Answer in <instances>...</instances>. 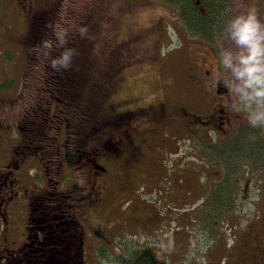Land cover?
<instances>
[{"label": "trees", "instance_id": "obj_1", "mask_svg": "<svg viewBox=\"0 0 264 264\" xmlns=\"http://www.w3.org/2000/svg\"><path fill=\"white\" fill-rule=\"evenodd\" d=\"M14 1L18 10L20 9L22 12L20 19L23 22V32L20 35L24 46L21 85L25 86L27 75H30L32 80L27 87L28 94L24 96V101L21 103V110L16 116L20 135V139L15 145L16 159L35 155L39 158V163L43 166L44 171L54 170L55 177H58L57 172L62 168H69L79 175L90 176L87 172L89 165L85 161L94 159L110 169L114 182L119 183L120 191L114 196H142L141 194L145 191L150 195L152 189L158 190L161 167L166 164L163 157V153L166 151L169 156L174 155L175 158L170 159L172 165L168 166L170 170L169 185L171 186L168 187V193L161 196H203L206 183L201 180L200 173L202 167L207 169L205 157H201L197 153V161L187 162L188 158L186 157L177 158V154L181 150L180 145H176L179 146L176 150L171 149L174 139L192 137L194 125L188 119L185 123L177 120L180 109L204 111V105L201 104L205 103L209 97L207 93H202L198 89L195 82L198 79L195 77L200 71L195 70L194 64L189 62L191 59L187 46H185L184 56L175 55L172 60L174 66L181 65L180 75L182 73L185 79H189L188 82L192 87L187 86L183 89L176 103L172 104L165 100L168 103H159L158 107L161 109L156 108V113L149 115L148 107L134 109L132 103L125 100L116 101L117 98H114L116 88L120 85L123 75L127 77L124 69L131 66L136 58L132 52L128 54L117 51V53L113 52L105 57L99 55L100 51H97L96 45L100 41L97 38L101 28L96 22L92 25V22L95 21L92 14L93 0H88L86 5H84L85 3L80 4L78 0H69V2L73 1L70 8H68L67 0H34L30 6L31 0ZM64 1L66 5L59 13L54 15L50 11L48 14L49 9H58L57 4L64 3ZM157 1L175 12L182 30L177 28V32H184V35L181 36L183 43L191 39V42L196 43L194 49L205 48L202 46L205 43L215 50L213 44L225 35V27L231 19L234 0ZM16 15L18 14L16 13ZM56 25H61L69 30V46L78 50L72 67L60 72L54 71L48 61L37 58L32 52L33 47L39 45L42 40L53 39ZM82 25L88 27L89 36L97 38H81L76 32V27ZM186 43L187 41L184 44ZM182 63H186L184 67ZM203 76L204 74L201 73V78ZM5 80L11 83V79ZM5 80L0 84L3 85ZM0 87H7V85ZM193 88L195 89L193 96L195 106L188 99L187 103H183L184 92L193 93ZM171 107H174L172 109L175 110L173 114H170V111L167 114L163 113L165 108L168 110ZM144 114H148L146 119H139ZM128 122H131L137 129L140 128L139 124L145 128L146 140L139 142L141 144L138 149L130 145L129 135L131 136L136 129L127 125ZM161 124L163 126L175 124L177 129L172 131L170 140H168L169 136L161 134ZM238 125L244 126V123ZM184 126L187 130H183ZM246 134L242 129H238L237 132L236 126L235 133L230 139V146L226 144L219 148L226 164L227 175L230 171V156L227 161L226 153L230 155L232 150L237 149L236 152H244L246 155L245 148L243 152L240 150V144L243 143L241 140L246 138ZM125 140L128 142L123 143ZM253 149L249 147L248 152ZM160 152L161 155H159ZM200 160L203 161V164L200 163ZM182 162L183 165H178ZM185 166H188L190 170L188 171ZM135 173H140V180L133 182L131 176ZM47 176L52 177V174L48 173ZM81 180L70 188L66 193V195L69 194L68 196L49 195L46 191H34L31 196L27 197L29 213V223L27 222L29 239L27 242H31L32 235L33 237L40 235V231L44 229L46 234L47 231H50L52 245L46 249L50 252L37 258L29 253L31 249L28 246H22L18 251L9 253L5 248L10 247L8 243H4L3 246H0V264H85L81 227L74 219L76 211L73 210L82 208L89 203L80 200L81 196H78ZM2 182L3 179L0 176V188L4 191L6 186ZM53 187L52 181L47 188L48 192H51ZM222 189H224L223 193L220 192ZM215 190L210 200V207L214 210L220 209L222 203L230 196V184L227 177ZM222 198H225L223 202ZM1 201L2 196H0V205ZM1 206L0 238L4 240L6 238L2 228H5L3 221L6 223L7 213L5 214ZM90 209L92 213L100 211L99 206H92L85 208L82 214L87 215ZM141 213L143 214V212ZM141 213L137 216L140 217ZM132 215H136L132 209L125 214L126 217ZM2 216L3 218H1ZM94 228L99 229L100 235L97 234L99 238L108 237L106 235L108 234V238L111 239L109 242L111 247L100 240L98 254L103 263L106 264L109 261L116 264H166V261L159 257L150 246L135 247L131 244L128 247H114L113 245L116 244L112 240L113 234L109 229H104L101 222H96ZM64 233H67L68 237L60 242L59 237L63 238ZM253 243L252 246L256 244L258 247H251V244L248 243L251 248H247V251H243L241 248L231 264H262L258 259L263 256L264 236L258 237ZM33 248L37 251L42 250L39 246ZM107 251L112 253V258ZM232 253L231 250H227L226 263L224 264H230L229 255L231 256ZM252 253H258V255L253 256ZM209 255L212 262L208 264H221L220 259L214 260L215 252L209 253Z\"/></svg>", "mask_w": 264, "mask_h": 264}, {"label": "rangeland", "instance_id": "obj_2", "mask_svg": "<svg viewBox=\"0 0 264 264\" xmlns=\"http://www.w3.org/2000/svg\"><path fill=\"white\" fill-rule=\"evenodd\" d=\"M67 1L70 8L73 1ZM78 1L80 4L85 3L84 5L88 2V0ZM65 5V1L59 2L57 4L59 8L49 9L48 14L52 11V14L56 15ZM250 8H255L258 18L264 23V0H234L231 19L246 13ZM172 11L157 0H93L92 14L95 21L92 25L96 22L101 29L98 38L91 35L90 37L100 40L96 45L97 51H100L99 55L105 57L117 51L128 54L132 52L136 58L131 66L124 69L127 77L122 73L123 77L116 88L114 98H117L116 101L125 100L132 103L134 109L148 107L149 115H152L156 108L161 109L158 104L166 102L165 100L172 104L176 103L183 89L191 86L189 79H185L182 73V76L180 75L181 65L174 66L173 56H184L187 46L191 59L189 62L192 64L199 62L203 56L218 61L220 47L230 44L226 35L213 44L215 50L204 42L202 46L205 48L194 49L196 43L191 42V39L186 40L187 43L184 44L186 41L183 43L181 39L184 32H177V28L181 30V25L175 12ZM21 16L22 12L18 10L14 0H0V83L4 79H11V83L5 80L3 85L7 87H0V163L7 161L10 145L19 137L15 118L21 110L24 96L28 94L27 87L32 81L31 76L27 75L25 86L21 85L24 68V46L20 40L23 32ZM185 64L182 63L183 67ZM184 94L183 103H187L188 99L195 106L193 98L195 89L193 93L184 92ZM172 108L174 107L168 110L165 108L163 113L167 114L170 111V114H173L175 110ZM237 113L244 123V126L237 125V132L238 129H242L247 133L246 138L241 140L243 143L240 144V150L243 152L245 148L247 154L236 152L237 149L232 150L230 154L229 209H213L215 213L212 214L211 207L202 203L199 196H161L167 194L168 187L171 186L168 166L172 165L170 159L175 158L174 155L169 156L166 151H161L164 152L166 164L161 167L158 190L152 189L150 195L145 191L142 196H114L120 191L119 183L109 181L105 196L97 205L100 211L92 213L91 209L88 210L83 223L85 264H105L98 254L100 240L107 246L110 245L111 239L108 238V234H106L108 237L99 238L94 233L96 222H101L104 229L112 232V240L116 244L113 245L114 247H128L131 244L135 247L147 245L162 257L166 264L211 263L209 253L214 252V260L220 259V263L224 264L228 249L233 252L231 256L229 255L231 264L241 248L243 251L251 247L257 248L256 244L252 246L253 242L258 237L264 236V127H252L247 121L245 111L241 110ZM147 116L148 114H144L139 119L145 120ZM160 127H162L161 134L169 136L168 140L171 139L172 131L177 129L175 124L164 126L161 124ZM180 138L174 139L171 148L176 150L179 148L176 145H180L181 150L177 158L182 156L188 158L187 162L197 161L195 138L188 137L181 140ZM249 147L254 149L248 152ZM215 148L217 153L215 151L214 153L218 156H212L210 162L213 163L214 159H217L221 175L226 177V164L219 147ZM226 157L229 161L227 153ZM39 162V158L34 155L21 164L18 172L21 171L26 176H31L33 172L36 175L42 174ZM183 164V162L178 163V165ZM185 168L190 170L188 166ZM139 174L135 173L131 176L133 182L140 180ZM214 182H219L220 185L221 176ZM224 189L220 192L223 193ZM131 209L136 217L125 216ZM6 210L7 221L4 224V232L7 239H11V243L14 244L24 232L27 215L25 197L19 196L9 202ZM139 213L142 214L140 217L137 216ZM246 243H250L251 247ZM28 245V248L34 250L35 245L32 242H28ZM107 252L112 258V253ZM252 255L257 256L258 253ZM106 264L116 263L107 261Z\"/></svg>", "mask_w": 264, "mask_h": 264}, {"label": "flooded vegetation", "instance_id": "obj_3", "mask_svg": "<svg viewBox=\"0 0 264 264\" xmlns=\"http://www.w3.org/2000/svg\"><path fill=\"white\" fill-rule=\"evenodd\" d=\"M33 1L34 0H31L29 6L32 4ZM216 64L217 60L215 58L207 59L204 56L201 60H199V62H195L194 64V69L200 71V73L195 77L196 79H198L195 80L198 89L202 93L205 92L209 95L207 101L201 104L204 105V111H191L186 109H180L177 114V120L185 123L188 119L190 123L194 125V127H192L191 136L194 137L196 140V151L199 156L205 157L206 159L207 169L205 170L202 167L200 173L201 180H204V182L206 183L205 193L201 197L202 203H205L209 206L210 200L214 192L216 191L215 189L217 188V186L219 185L218 183L220 182L219 181L216 183L214 181L218 179L219 176H221V182L225 178L224 175H221V168L217 159H214L212 163L210 162V158L212 156L217 155L215 154L217 153V149L215 147L221 148L225 144H228L230 146V138L234 135L233 133L235 132L236 126L239 123H243V121L240 119V114L232 110L233 97L229 91L227 83L216 81L213 78V72L216 68ZM201 73L204 74L202 78ZM237 122L238 124L235 125V123ZM127 125H131L133 129H136L135 131H133L131 136L129 135V137L131 138L130 145L135 149H138L139 145L141 144L139 142H144L146 140L145 128H142L141 124H139L140 128L137 129L131 122H128ZM15 126L18 127L16 123V118ZM194 128L195 130H193ZM183 130H187L185 126ZM19 139L20 135L17 141L10 145L7 154V161L4 163H0V176H2L3 185L6 186V189L4 191L0 188V196H2V206L0 205L1 209L4 210L6 214V208L9 202L19 196H24L27 204V197L31 196L34 191H46L49 195H66L70 188L82 179L81 188L78 190V196H81L80 200L89 203L82 208H77L73 210L76 211V214L74 213V219L78 222L81 227V242L83 244V253L85 257V232L83 225L85 221V215H83L82 212L85 208H89L92 206L97 207V205L101 202L103 196H105L107 183L109 181L114 182L113 174L111 173L110 169H107L102 163L96 162L93 159L85 161L89 165V170L87 172L90 174V176H88L87 174L79 175L78 173L72 171L69 168H62L57 172L58 177H55L54 170L44 171L43 166H41L42 174L36 175V173L33 172L31 176H26L21 171L18 172V170L20 169L21 164L32 156H22L19 159H16L17 153L15 151V145L16 143H18ZM127 142V140L123 141V143ZM200 163L203 164V161L200 160ZM48 173H51L52 177L47 176ZM226 177L228 183L230 184V171ZM212 180L214 183L212 182ZM52 181L54 183L53 190L51 192H48L47 188L51 185ZM91 202L93 203L91 204ZM225 208H230V196H228V200L226 199L225 204L222 203L220 210H224ZM211 212L212 214L215 213L213 212V209H211ZM1 218H3V216ZM28 218L29 213L27 206V215L25 218L24 232L16 243L12 244L11 239H7L6 233V239L1 240L0 238V246H3L4 243H8L10 248H5V250L9 251V253L18 251L19 248L22 246H29L27 242V240L29 239L27 232V222L29 223ZM4 223L5 222L3 221V227H5ZM3 229L4 228H2V230ZM93 231L94 233L100 235L99 229L93 228ZM49 233L50 231H47L46 234V230L44 229L43 231H40V235H37L35 237H33L32 235L31 242L35 246H39L42 250L37 251V249H31L29 253H35L33 254V256L38 258L50 252L49 250H46L50 247V245H52V236L49 235ZM62 237L63 238L59 237L60 242L66 239L68 237V234L64 233ZM258 261H261V263L264 264V252L262 258L260 257Z\"/></svg>", "mask_w": 264, "mask_h": 264}, {"label": "clouds", "instance_id": "obj_4", "mask_svg": "<svg viewBox=\"0 0 264 264\" xmlns=\"http://www.w3.org/2000/svg\"><path fill=\"white\" fill-rule=\"evenodd\" d=\"M76 32L81 38H91L87 26H77ZM225 35L230 44L220 47L213 78L227 83L233 97L232 110L245 111L252 127H264V23L255 8H250L228 21ZM69 45V30L56 25L53 39L42 40L32 52L60 72L71 68L78 55V50Z\"/></svg>", "mask_w": 264, "mask_h": 264}, {"label": "bare ground", "instance_id": "obj_5", "mask_svg": "<svg viewBox=\"0 0 264 264\" xmlns=\"http://www.w3.org/2000/svg\"><path fill=\"white\" fill-rule=\"evenodd\" d=\"M229 190V189H228ZM231 190V189H230ZM220 200V199H219ZM223 201V200H222ZM220 217V216H219ZM210 220V219H209Z\"/></svg>", "mask_w": 264, "mask_h": 264}]
</instances>
